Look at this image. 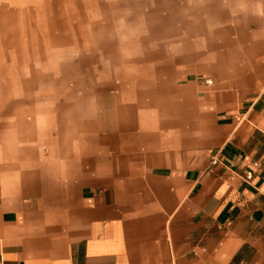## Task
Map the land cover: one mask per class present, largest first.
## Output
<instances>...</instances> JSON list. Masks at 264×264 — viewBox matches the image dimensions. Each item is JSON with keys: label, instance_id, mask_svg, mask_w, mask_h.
Masks as SVG:
<instances>
[{"label": "crops", "instance_id": "0c3cea01", "mask_svg": "<svg viewBox=\"0 0 264 264\" xmlns=\"http://www.w3.org/2000/svg\"><path fill=\"white\" fill-rule=\"evenodd\" d=\"M157 5L29 119L0 83V264H264V0Z\"/></svg>", "mask_w": 264, "mask_h": 264}, {"label": "rangeland", "instance_id": "374dc122", "mask_svg": "<svg viewBox=\"0 0 264 264\" xmlns=\"http://www.w3.org/2000/svg\"><path fill=\"white\" fill-rule=\"evenodd\" d=\"M160 3L172 9L173 0H0V83L11 88L5 92L7 104L28 101L22 109H28L29 119L37 107L46 109L47 100H62L65 89L73 95L78 85L94 83L93 38L148 32L143 12L154 9L146 15L150 18L173 14L158 11ZM130 15L135 26L127 23ZM116 17L122 21L110 25ZM79 35L87 37L83 44Z\"/></svg>", "mask_w": 264, "mask_h": 264}, {"label": "built area", "instance_id": "2783aa9c", "mask_svg": "<svg viewBox=\"0 0 264 264\" xmlns=\"http://www.w3.org/2000/svg\"><path fill=\"white\" fill-rule=\"evenodd\" d=\"M250 177V175L249 174H247V178H249Z\"/></svg>", "mask_w": 264, "mask_h": 264}]
</instances>
